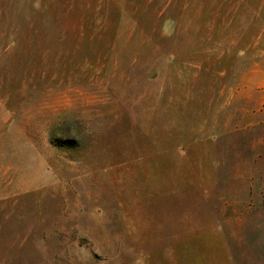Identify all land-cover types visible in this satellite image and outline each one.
Instances as JSON below:
<instances>
[{"label":"rangeland","instance_id":"374dc122","mask_svg":"<svg viewBox=\"0 0 264 264\" xmlns=\"http://www.w3.org/2000/svg\"><path fill=\"white\" fill-rule=\"evenodd\" d=\"M0 264H264V0H0Z\"/></svg>","mask_w":264,"mask_h":264}]
</instances>
